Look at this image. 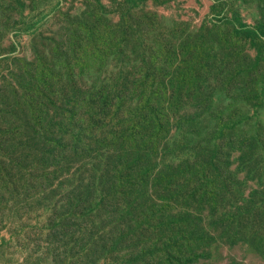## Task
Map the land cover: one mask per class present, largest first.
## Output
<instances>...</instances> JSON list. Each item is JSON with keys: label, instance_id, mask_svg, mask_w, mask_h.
<instances>
[{"label": "rangeland", "instance_id": "374dc122", "mask_svg": "<svg viewBox=\"0 0 264 264\" xmlns=\"http://www.w3.org/2000/svg\"><path fill=\"white\" fill-rule=\"evenodd\" d=\"M236 12L247 26L259 25L254 37L238 35L239 26L228 23ZM170 49L174 54L168 57ZM152 57L159 61L156 78L126 100L131 106L136 95L141 100L150 95L154 103L164 79L160 103L168 129L150 156L145 209L132 203L135 196L121 194L117 180L103 178L105 163L127 162L110 126L96 111H78L77 122L88 128L84 137L93 142L60 166L35 154L18 163L0 153V264H170L169 253L187 248L184 218L170 220L169 227L148 228L145 239L135 233L149 221L146 212L162 194L181 193L161 208L166 218L197 205L186 195L202 191L216 171L194 168L198 159L216 156L212 149L225 168L211 183L228 187L215 216L249 203L254 192L259 206L264 192V0H0L4 109H16L11 97L23 101L35 83H50L52 90L75 86L76 92L67 93L70 99L91 88H111ZM43 64L47 70L39 73ZM92 112L102 126L90 130ZM57 131L55 125L50 140ZM33 139L42 151L44 134L39 130ZM257 206L247 207L249 224L232 239L217 232L206 205L199 203L197 221L213 237L202 246L196 243L197 258L189 264H264V218Z\"/></svg>", "mask_w": 264, "mask_h": 264}, {"label": "trees", "instance_id": "16d2710c", "mask_svg": "<svg viewBox=\"0 0 264 264\" xmlns=\"http://www.w3.org/2000/svg\"><path fill=\"white\" fill-rule=\"evenodd\" d=\"M236 13H238L236 19L230 18L228 23L239 26V29L235 30L238 35L245 34L254 37L259 25L247 26L242 21L241 14ZM173 54L171 50L167 56L171 57ZM152 58V61H144L141 65L131 68L122 75L120 78L122 83L114 84L113 87L106 89L91 88L82 95H75L74 99H70L67 93L76 92L77 87L68 88L63 84L60 90H52L50 83L44 84L43 87L38 83L31 85L29 88L33 90L26 95L23 101L11 97L12 104L16 109L9 110L11 107L9 109L0 107V120L2 122L0 123V153L7 154L9 158L17 160L18 163L27 162L35 154L42 162L51 160L60 166L63 162L68 161L71 154H80L86 146L92 144V138L84 137L88 128L82 122L78 123L77 121L80 120L79 112L81 110L96 111L101 115L105 124L110 126V136L112 134L119 140L121 149L127 154L125 155L127 162L124 164L119 159L108 165L105 163L103 178L117 180L121 184V194L125 198L135 196L136 200L132 203L140 204L145 209L146 201L143 199L145 194L143 186L150 171V156L168 129L166 124L167 113L160 103L166 94V85H163L164 79L160 81L158 96L154 103L149 100L150 95L144 100L137 98L139 92L147 88L148 79L151 76L156 78L157 74L154 70L159 61L156 57ZM181 67L183 68L182 65ZM188 68L192 78L195 79L197 76L193 73V62H190ZM46 70L47 67L43 64L39 73H44ZM230 74L232 77L236 76V73ZM43 79H46V76ZM128 93L137 94L131 106L126 104ZM154 94H156V89L151 91V95ZM53 97L59 98V101H54ZM0 103L4 105L2 99H0ZM8 115L13 118L10 119ZM90 118L92 119L90 130L102 126L98 115L92 112ZM55 125L58 127L57 132L59 134L57 136V133H54L53 139L50 140L49 138L52 137L49 135ZM37 130L44 134L42 151L36 147V140L33 139L38 132ZM212 150L216 156L209 155V157L198 159L194 168L202 172L207 169H215L216 171L206 178L202 191L192 189L186 195L188 200L196 201L197 205L194 208L187 207L183 212L180 211L173 217L166 218L162 214L161 208L164 207L166 210L181 193L167 197L162 194L161 197H158L160 201L152 204V208L146 212L149 221L141 222L138 232L135 233L139 239H145L148 228L161 229L165 225L169 227L170 220L178 217L184 218L187 224H181V229L189 236L187 248L186 250L179 248L178 251L169 253L167 260L170 264L191 263L197 258V253L193 248L196 243L198 242L202 246L213 237L212 231L207 230L197 221L199 203L202 202L206 205L217 232L227 234L232 239L239 236L244 231V227L249 224L247 207L257 206L254 199L256 192H254L249 198V203L237 206L230 213L215 216L217 207L228 195V187L220 188L211 183L212 177L218 173V170L225 168L219 153L214 149ZM230 178L240 185L241 182L235 175H231ZM79 192L83 198L82 190ZM239 192L238 189L234 195ZM82 198L77 202L83 200ZM259 203L257 211L264 218V192H260ZM158 237L163 238L161 235ZM122 238L120 236L118 240L124 241L125 239ZM156 263L152 262L151 264ZM145 264L149 263L145 261Z\"/></svg>", "mask_w": 264, "mask_h": 264}, {"label": "bare ground", "instance_id": "6f19581e", "mask_svg": "<svg viewBox=\"0 0 264 264\" xmlns=\"http://www.w3.org/2000/svg\"><path fill=\"white\" fill-rule=\"evenodd\" d=\"M13 118V117H12ZM38 183V182H37ZM54 187V186H53ZM226 260V259H225Z\"/></svg>", "mask_w": 264, "mask_h": 264}]
</instances>
